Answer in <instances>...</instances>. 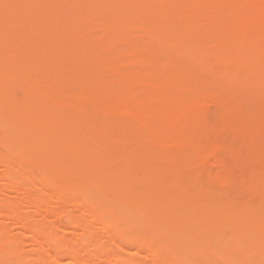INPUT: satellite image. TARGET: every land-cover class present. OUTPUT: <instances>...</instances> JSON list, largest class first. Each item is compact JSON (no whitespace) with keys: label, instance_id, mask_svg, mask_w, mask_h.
<instances>
[{"label":"bare ground","instance_id":"obj_1","mask_svg":"<svg viewBox=\"0 0 264 264\" xmlns=\"http://www.w3.org/2000/svg\"><path fill=\"white\" fill-rule=\"evenodd\" d=\"M210 102L264 127V0H0V264H264L194 173Z\"/></svg>","mask_w":264,"mask_h":264},{"label":"rangeland","instance_id":"obj_2","mask_svg":"<svg viewBox=\"0 0 264 264\" xmlns=\"http://www.w3.org/2000/svg\"><path fill=\"white\" fill-rule=\"evenodd\" d=\"M212 103L213 102L206 103L200 110L197 111V115H198V117H200L204 121L203 130L206 131V135H207V137H205V140H204L205 143L210 144L213 141H215V143H218V142H220V143L215 145L213 142V145H215V146L211 147V148L208 146L203 147L201 153L198 154L201 157L198 156L197 154H194L193 157L196 160V166L194 168V173L196 176H198L203 181H207L209 178L214 179L215 177H217L219 175L225 176L228 179L230 178V182H228L227 184H224V185H220V184L214 182V186H215L216 190L219 193H221L222 195L227 196V197H229L235 201H238V202H233V203L237 207H239L243 212L258 210V208L260 209L262 206H264V202H259L261 197L259 198V197H256V195L251 194L250 186H251V182H252L251 179H252L253 175L264 174V127L259 131H255V128H256L255 121L251 120V119L249 120L247 117L246 111L249 109V107H247V109H245V108H246V105H248V104H245L246 102H242L241 109H239V110L245 115L244 117L247 119V121L249 120L248 124L246 123L247 125H245V126L249 125L251 127L249 128V131H248L245 129L244 126H242L241 130L242 131L246 130V132H247L246 134H250V135H246V136H248V137H246L245 135H243V133H245V132L243 131L241 133L240 130L239 131L237 130V132H238V134H237L235 129L237 128V126H241L240 125L241 122H238L236 118L232 117V115L228 111L224 110L219 105H215ZM256 103L260 104L259 101H257ZM244 117H243V122L246 121V120H244L245 119ZM251 122H253V123H251ZM234 124L236 125L235 129H230V130L228 129V131L226 130V126L227 127L229 125L234 126ZM232 126H230V128H232ZM257 134L259 136H257ZM208 135H210V136H208ZM212 136H213V138H212ZM206 138L207 139L210 138V140H207ZM225 138H227L228 141ZM216 139H219L220 141H218ZM223 139H225L228 143H229V141H231L232 142L231 144L235 145L236 147L234 146L233 149H232V147H231V149H228V148H230L231 144L227 143L230 146H227V144L225 145V141H223ZM216 141H218V142H216ZM225 147H227V148L225 149ZM206 149H207V152H205ZM227 149H228V151L230 150V152H228ZM261 149H263V151ZM236 150L238 151L237 153H236ZM208 151L210 154H208ZM234 177L236 180L234 179ZM245 177H247V178H245ZM247 181H248V183H247V185H245V183ZM0 183H1V181H0ZM35 190L37 191L39 189H34V191H33L34 194H35ZM37 193H39V192H37ZM248 193H250V195ZM6 194H7V196L11 195L9 193H6ZM12 196H13V194L11 195V197ZM0 197H2V195ZM203 203L208 205L209 202H203ZM246 206L247 207L249 206V207L247 208ZM23 207H24V205H23ZM91 214H95V211H91ZM4 223L5 222H3V224ZM6 224L8 225V222H6ZM6 224H4V225H6ZM10 225L11 224L9 223L8 226H10ZM70 233H71V235L73 234V236H74L75 233L78 234L79 231H77V230L75 232L71 231ZM70 233L68 236H70ZM30 248H31L30 245L26 246V249H30ZM67 262H68L67 260L66 261L64 260L62 264H68ZM101 262H99L98 260H97V262H95V260H94V264L95 263L96 264H105V262H103V261H101Z\"/></svg>","mask_w":264,"mask_h":264}]
</instances>
